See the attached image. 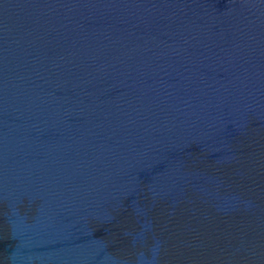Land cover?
I'll list each match as a JSON object with an SVG mask.
<instances>
[{
	"label": "water",
	"instance_id": "1",
	"mask_svg": "<svg viewBox=\"0 0 264 264\" xmlns=\"http://www.w3.org/2000/svg\"><path fill=\"white\" fill-rule=\"evenodd\" d=\"M0 264H264V0H0Z\"/></svg>",
	"mask_w": 264,
	"mask_h": 264
}]
</instances>
